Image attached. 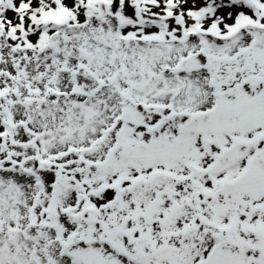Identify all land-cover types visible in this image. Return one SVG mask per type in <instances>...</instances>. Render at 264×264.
Segmentation results:
<instances>
[{
    "label": "snow or ice",
    "instance_id": "obj_1",
    "mask_svg": "<svg viewBox=\"0 0 264 264\" xmlns=\"http://www.w3.org/2000/svg\"><path fill=\"white\" fill-rule=\"evenodd\" d=\"M0 264H264V0H0Z\"/></svg>",
    "mask_w": 264,
    "mask_h": 264
}]
</instances>
